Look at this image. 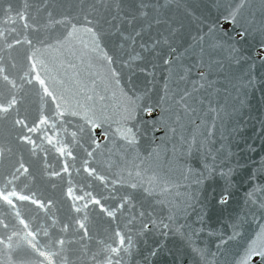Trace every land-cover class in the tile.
<instances>
[{"label":"snow or ice","instance_id":"snow-or-ice-1","mask_svg":"<svg viewBox=\"0 0 264 264\" xmlns=\"http://www.w3.org/2000/svg\"><path fill=\"white\" fill-rule=\"evenodd\" d=\"M211 8L216 15L206 18L182 0H0V264H130L141 240L143 264H157L164 253L170 264H185V256L187 264H220L216 257L229 254L231 264H264V183H255L264 156L245 177L247 215L229 214L216 229L201 213L190 218L191 195L180 207L166 199L179 187L167 147L163 160L154 159L158 131L162 142L178 135L179 151L191 155L215 136L217 119L223 125L222 111L232 120L230 136L244 139L239 118L257 83V63L242 45L259 32L264 49V0H214ZM180 9L197 23L187 46ZM225 59L239 68L229 80L230 111L213 106L208 91L211 70L223 69ZM259 65L264 68V56ZM259 83L264 94V79ZM30 96L40 99L35 114ZM209 112L216 116L198 143L195 130ZM259 124L264 133V119ZM142 141L148 148L141 150ZM177 150L173 143V155ZM50 154L63 161L59 170L49 164ZM204 168L208 175L217 170L207 162ZM233 171L219 169L225 186L213 199L221 207L232 199ZM49 184L60 188L58 197L47 194ZM165 204L166 218L157 209ZM249 215L258 228L246 227ZM103 220L109 235L92 251L91 226ZM205 232L215 237V251L197 245ZM170 236L181 246L169 247Z\"/></svg>","mask_w":264,"mask_h":264},{"label":"water","instance_id":"water-1","mask_svg":"<svg viewBox=\"0 0 264 264\" xmlns=\"http://www.w3.org/2000/svg\"><path fill=\"white\" fill-rule=\"evenodd\" d=\"M71 2L76 3L77 0H71ZM182 2L188 5L196 16L203 14L206 18H210L208 15L209 13H211L212 17L216 15L215 10L211 8V4L214 0H182ZM254 2L258 3V0H254ZM173 7H175V5H173ZM178 15L183 18V22L185 24V29L183 31L185 32V40L187 41L185 46H187V44L192 42L191 36L198 30L197 23L193 19V16L186 15L183 9L179 10ZM256 21L258 26L260 21L259 12H257ZM237 39H239V37H237ZM261 39L262 37L260 33L255 32L253 35L249 36L246 42L242 45L244 53L253 57L257 63V67L253 73L256 77L257 83L254 88L248 90L247 107L244 111V115L239 118L243 123V132L241 133V136L244 139H241L239 136L233 139L230 136L229 129L232 127V120L225 115L224 111L220 114L223 119V125L221 124L220 119L216 120L215 136L209 138V140L205 142L202 149H193L191 155H189L187 151L183 153L179 151L180 140L178 135L174 139H168L162 142L160 137L163 136V131L161 130L156 133V144H160L161 147L159 149V155H154V159L157 161L163 160L166 146V154L169 158L166 163L168 168L171 169L170 176L173 182L179 185L178 188H173L171 192L167 194L166 199L171 201L174 205L180 207L183 205L187 197L191 195L195 198L192 201L195 206V211H192L191 209L189 210L191 214L190 218L194 220L196 213H201L205 216V224L213 229L219 228L220 224L218 221L221 218L227 219L229 214L247 215L244 200L245 193L250 189V183L246 181L245 177L249 172L258 168L260 158L264 156V145H262L260 139L264 133L258 132L260 127L259 122L264 119V94L261 92L262 85L259 83L262 79H264V75H262L264 74V68H261L259 65V56H264V49L259 48ZM257 53H259V56ZM222 55L226 57L227 54L223 53ZM194 59L195 57H191L187 62L190 63ZM201 71H205V69H201ZM238 75V66L230 64L227 59L224 60L223 69H217L215 66L213 67L209 75V79L214 82V88L208 89V91L212 94L211 98L213 100V106L224 105L225 111H230V93L231 95H235V90L232 88V84L229 83V80L232 79L233 76ZM137 76L141 79L144 78L143 73H137ZM232 83H235V81L232 80ZM157 88L159 89L160 85H157ZM215 89H219V91L216 92ZM153 98L155 99V94H153ZM29 104L33 109V114H35V109L40 106L39 97L30 96ZM206 109L207 106L205 105V110ZM141 115L145 116L146 114L141 113ZM215 116V113L209 112L205 117L206 123L202 125L200 129L195 130L198 143L204 141V136L201 135V132H203L205 136L207 135L206 129L211 127ZM192 131L191 126H188V130L184 133L185 136L190 138ZM97 132H99V129ZM177 132H180L179 128H177ZM222 135L227 137V139H222ZM141 136H143V133H141ZM101 139H103V137H101ZM245 141L247 144L253 145L256 151H248L246 149ZM173 143H175L178 148L175 155H173L172 152ZM221 145H224V147L221 148ZM140 147L141 150L148 148V143L146 141H142ZM229 150L231 151V155H229ZM214 156L215 160H213ZM28 158V154L25 153V159L27 160ZM205 162L209 165L214 164L217 169L216 172L212 175H208L207 170L204 168ZM49 164L59 170V168L62 167L63 161L61 159H57L56 154H50ZM238 164L242 167H238ZM221 167L225 169V172H227L228 168L234 169L230 176V191L232 193V199L225 207L219 206L216 199H213V196L218 194L225 186V178H222L219 173V169ZM189 168L192 170L191 173L188 172ZM202 173L203 182L201 184H197L196 180L201 178ZM73 174L75 175V173ZM185 177H187V179H185ZM259 177H264V172H259L258 180L255 181V183H264V179H260ZM52 181L58 185L60 184V181L56 178H52ZM47 194L58 197L60 195V188L53 189L49 184L47 185ZM177 202H179V204H177ZM157 209L162 216L165 218L167 217V204L157 205ZM178 221L180 224H183V216H178ZM248 226L252 229L258 228V222L253 221L250 215L248 216V223L246 227ZM91 227L93 240L90 242V249L95 251L96 241L98 239H104L109 235L108 232H105V229L109 228V224L106 220H103L95 222ZM111 227L114 228L115 225L113 224ZM168 243L169 247L177 248L181 246V241L178 236H170L168 238ZM196 243L201 247L205 246L207 243L210 251L216 250L215 237H208L207 232L203 233L201 238L198 239ZM235 247L236 242H232L230 244V249L235 250ZM146 254L147 249L145 248L143 240H141L138 244V249L133 250V255L130 258V264H143V259ZM171 259L172 257L166 253L156 258L157 264H170ZM187 259V256H185V264H187ZM216 259L220 261V264H223L224 260H228L229 264H231L232 256L230 254L226 256H218Z\"/></svg>","mask_w":264,"mask_h":264}]
</instances>
